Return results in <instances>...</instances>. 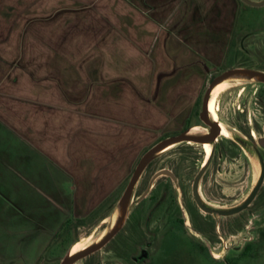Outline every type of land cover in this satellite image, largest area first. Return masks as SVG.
I'll use <instances>...</instances> for the list:
<instances>
[{
  "label": "crops",
  "instance_id": "1",
  "mask_svg": "<svg viewBox=\"0 0 264 264\" xmlns=\"http://www.w3.org/2000/svg\"><path fill=\"white\" fill-rule=\"evenodd\" d=\"M238 15L239 0H0V223L109 216L143 148L144 70L204 77Z\"/></svg>",
  "mask_w": 264,
  "mask_h": 264
},
{
  "label": "rangeland",
  "instance_id": "2",
  "mask_svg": "<svg viewBox=\"0 0 264 264\" xmlns=\"http://www.w3.org/2000/svg\"><path fill=\"white\" fill-rule=\"evenodd\" d=\"M230 55L227 63L209 66L204 77L177 78L169 85L156 83V76H166V71L157 74L155 69H145L144 77H152L153 83L143 86V148L138 150L111 214L102 220L105 212L100 211L70 229L55 228L53 223L27 224L20 221V214H14L12 224L0 223V264H60L74 242L81 240L89 246L111 230L116 210L119 216L120 196L142 154L184 128L196 125L203 132L209 130L198 114L212 78L233 67L264 72V6L253 7L239 0ZM127 71L129 76L140 72L134 68ZM239 77L243 79L229 81L217 98L218 119L229 136L219 134L211 143V159L199 180L201 201L218 209L241 204L256 185L261 164L255 149L264 160V146L259 143L264 138V83ZM204 155L200 143L186 141L158 152L134 187L120 232L73 264H264V182L243 211L229 216L206 213L192 193ZM163 168L171 170L176 179L166 175L152 179ZM146 188L147 197L137 204ZM175 217L182 225L174 224L166 231ZM249 243L257 245L244 252ZM212 253L220 259H214Z\"/></svg>",
  "mask_w": 264,
  "mask_h": 264
},
{
  "label": "water",
  "instance_id": "3",
  "mask_svg": "<svg viewBox=\"0 0 264 264\" xmlns=\"http://www.w3.org/2000/svg\"><path fill=\"white\" fill-rule=\"evenodd\" d=\"M243 3L253 6V7H263L264 6V0L260 1H254V0H241ZM232 76H244L248 78H257L260 82L264 83V72L256 69H251V68H245V67H233V68H227L224 71H222L220 74L217 76L213 77L212 80L210 81L209 85L207 86L203 97H202V102H201V110L199 112V118L209 127V130L206 134H189L190 129L192 126L182 130L178 134L171 135L169 137L164 138L163 140L157 142L150 148H148L142 156L139 158L137 161L132 174L128 180V183L126 184L122 195L119 199V216H117L111 230H109L99 241L95 242L94 244H91L87 246L86 248L74 253V254H66L60 264H73L77 260L82 259L86 257L87 255L94 253L95 251H98L101 249L103 246H105L115 235L116 233L120 230L121 226L123 225L129 202L132 196V192L134 190V187L141 176L142 172L144 169L147 167V165L152 161V159L157 155L158 152H160L162 149L167 147L168 145L172 143H177V142H194V143H212L220 134V126L219 123L216 120L211 119L209 112H208V102L210 99L211 92L214 88L215 85L220 83L221 81L232 77ZM259 143L264 146V138L259 141ZM256 150V153L258 155L260 164H261V172L259 179L256 183V185L253 187L251 190L250 194L247 196V198L239 205L231 207V208H225V209H218V208H213L210 207L206 204H204L200 197H199V180L204 173L207 165L209 158L206 160L204 164L201 165L200 169L198 170L197 174L194 176L193 182H192V193L194 196V199L198 205V207L203 210L206 213L209 214H218L220 216H229L233 215L236 213H239L246 209L250 203L255 199L257 192L259 191L260 187L262 186L264 182V160L262 158V155L260 152ZM159 175H167L172 178H174V174L171 170L163 168L157 171L152 179H155ZM147 194V191H145L140 198L144 197Z\"/></svg>",
  "mask_w": 264,
  "mask_h": 264
},
{
  "label": "bare ground",
  "instance_id": "4",
  "mask_svg": "<svg viewBox=\"0 0 264 264\" xmlns=\"http://www.w3.org/2000/svg\"><path fill=\"white\" fill-rule=\"evenodd\" d=\"M242 79H243V77L232 76V77H229V78L221 81L220 83H218L217 85L214 86V88H213V90L211 92V95H210L209 102H208V112H209V115H210L211 119L216 120V118H217L216 101H217L218 96L221 94L220 92L225 90V88L228 86V82L229 81H231V80L241 81ZM211 105H212V112H211ZM217 122L219 123L220 130H221L220 122L219 121H217ZM189 134H206V132H203V133L201 131L200 132H194V131H192L190 129ZM204 143H208V142H204ZM174 144L175 143H172V144L168 145L167 147L162 149L160 152L166 151L168 148L174 146ZM209 144H211V143H209ZM117 215H118V211L116 210L114 212V215H113L112 225L111 226H113ZM99 240H100V238H99ZM88 243H90V242H88ZM87 246H88L87 244H85L81 240H79V241L75 242V244L70 248L69 253L70 254H74V253L86 248ZM217 256H219V255H217ZM214 257H215V255H214Z\"/></svg>",
  "mask_w": 264,
  "mask_h": 264
},
{
  "label": "flooded vegetation",
  "instance_id": "5",
  "mask_svg": "<svg viewBox=\"0 0 264 264\" xmlns=\"http://www.w3.org/2000/svg\"><path fill=\"white\" fill-rule=\"evenodd\" d=\"M222 92H224V91H221L220 93H222ZM211 112H212V105H211ZM216 121H219V119H218V112H217V118H216ZM220 122V121H219ZM220 125H221V132H220V134L221 135H223V136H225V137H228L229 136V132H228V130L225 128V126L220 122ZM184 129H186V128H184ZM183 129V130H184ZM191 130L192 131H194V132H202L203 133V131L199 128V126H193L192 128H191ZM181 132V131H180ZM206 132V131H205ZM208 132V131H207ZM206 132V133H207ZM179 133V132H178ZM177 133V134H178ZM189 143V142H188ZM201 145V147H202V149H203V151H204V153H205V155H204V158H203V161H202V164H204L205 162H206V160L209 158V155H210V153H211V144H209V143H203V144H200ZM167 176V175H166ZM170 177V176H169ZM171 178V180L172 181H174L175 179H176V176L174 175V178H172V177H170ZM150 186V185H149ZM149 188V187H148ZM148 188H146L143 192H142V194L145 192V191H147V194H148ZM142 194H140V196H139V198H138V200H137V204L139 203V202H141L142 200H144L146 197H147V194L144 196V197H142V198H140L141 197V195ZM175 220L174 221H172V222H170L166 227H165V229H166V231H168V230H170L172 227H173V225L174 224H178L179 226L180 225H182V222L177 218V217H175L174 218ZM122 227V226H121ZM120 230H121V228H120ZM120 230L118 231V232H120ZM200 230V229H199ZM201 231V230H200ZM117 232V233H118ZM116 233V234H117ZM114 238V237H113ZM77 242V241H76ZM75 244V242L71 245V247L73 246ZM215 257H218L217 256V254H215Z\"/></svg>",
  "mask_w": 264,
  "mask_h": 264
},
{
  "label": "trees",
  "instance_id": "6",
  "mask_svg": "<svg viewBox=\"0 0 264 264\" xmlns=\"http://www.w3.org/2000/svg\"><path fill=\"white\" fill-rule=\"evenodd\" d=\"M210 159H211V156L209 157V161H208V164H209V162H210ZM180 220V219H179ZM181 221V220H180ZM182 222V221H181ZM247 248H248V245L245 247V250H244V252L247 250Z\"/></svg>",
  "mask_w": 264,
  "mask_h": 264
},
{
  "label": "built area",
  "instance_id": "7",
  "mask_svg": "<svg viewBox=\"0 0 264 264\" xmlns=\"http://www.w3.org/2000/svg\"><path fill=\"white\" fill-rule=\"evenodd\" d=\"M213 254V253H212ZM213 256H214V254H213Z\"/></svg>",
  "mask_w": 264,
  "mask_h": 264
}]
</instances>
